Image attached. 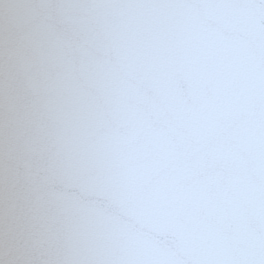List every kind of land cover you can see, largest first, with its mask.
<instances>
[{
	"label": "water",
	"instance_id": "1",
	"mask_svg": "<svg viewBox=\"0 0 264 264\" xmlns=\"http://www.w3.org/2000/svg\"><path fill=\"white\" fill-rule=\"evenodd\" d=\"M0 264H264V0H0Z\"/></svg>",
	"mask_w": 264,
	"mask_h": 264
}]
</instances>
